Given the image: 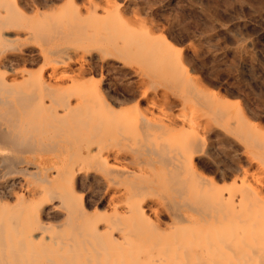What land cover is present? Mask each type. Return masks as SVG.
I'll return each instance as SVG.
<instances>
[{"label":"bare ground","instance_id":"1","mask_svg":"<svg viewBox=\"0 0 264 264\" xmlns=\"http://www.w3.org/2000/svg\"><path fill=\"white\" fill-rule=\"evenodd\" d=\"M45 1L0 0V264H264V216L213 215L225 209L217 207V203L209 206L207 202V198L210 200L219 190L204 191L201 205L189 202L188 194L196 185L183 176L184 166L196 169L193 161L202 153L200 133L212 128L209 121L184 126L187 122L180 125L173 117L154 121L146 119V115L144 120L139 118L135 124L132 122L133 128L127 130L121 117V120L114 119L123 112L119 105L129 100L126 95L134 100L135 107L141 99L148 104L155 103L156 98L167 99V90L163 89L165 92L160 94L159 86L170 88L171 83L164 84L157 79L161 74L173 72L182 63L180 55L171 58L173 55L169 56L159 41H153L154 36L146 27L136 29V35L128 32V38L123 33L109 35V25L125 21L117 5L112 3L109 17L93 14L104 22L108 19V24L101 27L111 40L109 44L96 47L98 56L113 54L127 58L129 54H136L147 61L142 63L145 72L141 71L143 68L135 70L137 79L121 82L113 87V94L101 86V77L96 80L91 75L79 78L84 85L72 89L65 84V79L77 81L76 77L85 69L78 65L70 73L66 71L69 60L78 55L74 56L73 49L69 51L70 46H51L56 34L62 40L68 33L60 28L62 22L51 18L52 9L44 8ZM84 34L81 35L85 40L93 39L92 35L87 39L89 35ZM33 41L39 43L35 50L40 58L37 69L30 66L35 58ZM90 50L88 54L92 58ZM196 88L201 93L200 96L196 93L198 103L208 106V93L198 85ZM164 102L170 108L174 101ZM211 107L205 115L215 119L214 125L219 124L224 110ZM244 118L246 126L240 129L230 122H220L218 127L241 135L244 144L258 150L263 146L259 143L258 126ZM129 133L135 145L126 143V150L137 156L154 157L155 160L150 158L147 162L150 165L149 160L159 163L162 173L156 175L154 169L155 173L149 171L147 175L143 169L129 171L113 167L109 159L124 155L114 150L112 143L127 141ZM41 150L51 151V157L40 158ZM252 153L249 157L259 160L258 153ZM25 164H33V168L28 169ZM90 169L100 171L108 184L122 180L132 182L133 187L126 196L129 205L122 210L125 215H107L100 220L97 215H87L81 201L73 198L78 173ZM161 177L163 186L172 195H162L163 204L170 211L167 225L166 221L161 223L160 217L155 216L152 221L150 216H144L140 206L145 189L150 185L139 183L147 179L146 182L152 184ZM195 180L202 182L197 177ZM210 181L212 187L216 186L213 178ZM8 197L13 199L11 203ZM55 198L65 209V215L62 221L50 225L42 220L46 214L41 218V203ZM182 210L193 215L187 216ZM228 220L232 221L231 225ZM223 222L229 223L226 232L218 231Z\"/></svg>","mask_w":264,"mask_h":264},{"label":"rangeland","instance_id":"2","mask_svg":"<svg viewBox=\"0 0 264 264\" xmlns=\"http://www.w3.org/2000/svg\"><path fill=\"white\" fill-rule=\"evenodd\" d=\"M112 3L117 5L125 21L120 23L121 25H118V23L114 24L115 26L109 25V30H107L109 35L114 36L113 32L121 35L123 33L128 38V32L136 35V29L149 28L151 35L154 36L153 41L157 40L156 43L159 41L162 48L168 50V55H173L171 58H175L179 54L182 62L173 72L161 74L157 79L158 82L171 83L172 87L170 86V88L159 86L161 88L160 94L167 90V99L156 98L154 99L155 103H150L151 105L146 100L141 99L139 106L135 107L134 100L126 95L129 100H124L119 105L120 108L123 107L124 113L121 112L119 115L113 116L114 119H122L123 124L125 123V126H123H128L127 130L132 129L135 121L139 118L144 120L146 115V119L149 117L154 121H165L167 118L173 117L177 121L179 120L180 125L183 124V121L187 122L184 123V126L185 124L186 126L203 124V122L205 124L209 121L212 128L200 133L203 140H201L202 153L193 161L196 169L188 165L184 166L183 176L189 178V181L192 180L191 182L196 186L199 184L197 187L194 185L195 188L191 189L192 192L188 190L190 192L188 194L189 202L201 205L203 200L201 196L204 191L206 193L212 192L211 190H219L211 195L213 197L210 196V200L208 197L207 202H209V206H215L213 203H217V207L220 205V208L222 206L225 209L216 211L213 215L264 216V0H46L44 8L52 9L50 12L51 18L62 22L60 28L68 33V37L71 36L68 39L65 35L67 39L63 40L65 37L63 36L60 40L58 39L59 35L56 34V37L54 36L51 39V46H70L69 51L73 49L75 51L74 56L78 55L72 61L69 60L66 71L70 73L78 65H82L85 69L79 77H76L77 81L74 78L73 80L65 79V84H69L72 89L81 88L84 85L81 79L91 75L96 80L101 77V86L108 88L107 90L113 94V87H118L126 79H137L138 74L135 70L143 68L141 71L145 72L143 64H146L147 61L143 60L142 57L138 58L136 54H129L128 60L125 57L113 54L107 57L98 56L96 47L109 44L111 40H108L110 36L101 27L108 24L107 17L104 22L102 18H98L93 14L109 17ZM109 23H111L110 19ZM81 25L85 26V29L82 26L83 29L81 30ZM83 31L85 32L84 35H89L87 39L92 35L95 43L91 38L88 40L82 38ZM77 32H80L78 36L76 35ZM100 35L104 39L100 38ZM119 43L122 42L119 41ZM126 44L127 42L122 45ZM38 45L39 43L35 41L31 45L33 52H35V58L30 66L34 69H37L40 64V58L36 54L39 48ZM89 48H91L92 58L88 54ZM93 54L96 55L95 58ZM91 63H93V66ZM79 78L81 79L78 80ZM197 85L204 90V93H208L209 100L205 97L208 100V106L203 107L198 103L197 94L200 96L201 93L197 90ZM118 93L120 94V91ZM168 99L174 101L170 108L164 105V101L167 102ZM210 107L211 109L217 107L223 109L224 116L221 115L223 121L220 122H224V124L230 122L229 124L237 129L246 126L247 121L245 122L244 117L252 124L257 125L259 143H262L263 146L258 150H254L246 143L244 144L245 141L242 137H239L241 135L237 136L218 127L221 124L220 122L214 125L212 121L215 119L212 118V120L208 117V114L205 115ZM219 117L217 119L220 120L221 117ZM110 119L109 121L113 122L114 119L112 118V121ZM191 121L195 123H191ZM176 134L174 139L172 138L174 141L177 140L175 138L178 134ZM179 137L181 138V135ZM124 141L126 140L122 139L120 143H112L114 150H118V153L121 152L124 155V157L114 160L109 159L113 167H121L120 169H128L129 171L143 169L146 170L147 175H149V171L152 172L154 169L157 170L156 175L162 173V167L159 163L149 160L152 163L150 165L147 162V159H154V157L148 154L137 156L135 152L126 150V145H135L132 133H129L128 140ZM250 150L251 153H258L259 160L249 157ZM41 151L38 153L41 154L40 158L45 159L43 157H46V155V158L51 157V151ZM139 159L141 163L138 164ZM25 166L28 169L33 168V164H25ZM187 167L192 168V170ZM78 176L75 180V197L73 198L81 201L87 215H97L101 220L107 215L120 216L126 214L122 210L129 205L126 196L133 187L132 182L127 181L126 183L125 180V182L122 180L119 183L116 181L117 183L108 184L106 180L104 181L100 171L92 169L85 172L80 171ZM196 177L201 179L202 182L196 181ZM211 178L216 182L214 187L211 186ZM146 180L139 183L141 185L142 183L148 184L151 188L146 187L145 197L140 202L143 215L150 216L151 219L153 218L152 221L156 217H160L161 223L164 224L166 221L165 224L167 225L170 211L164 206L162 195L166 194L169 197L172 195L163 186L162 177L160 181L158 179L152 184L146 182ZM135 182L139 181L135 180ZM194 189L195 191H193ZM194 193L196 194L193 195ZM174 198L178 199V196ZM12 201L13 199L10 198L8 202L11 203ZM41 207V218L46 214V219L44 217L42 220L47 224L58 223L62 221L65 215V209L58 205L56 198L49 201L45 200L41 203ZM183 210L187 211V208H183ZM185 214L189 213L185 212ZM125 221L127 222V220ZM227 222L220 223L219 229L217 224L218 231L226 232L228 229L227 224H229ZM231 223L232 221L229 225Z\"/></svg>","mask_w":264,"mask_h":264}]
</instances>
